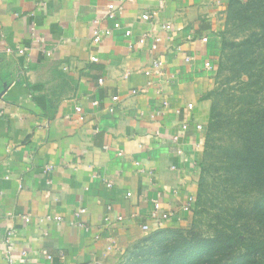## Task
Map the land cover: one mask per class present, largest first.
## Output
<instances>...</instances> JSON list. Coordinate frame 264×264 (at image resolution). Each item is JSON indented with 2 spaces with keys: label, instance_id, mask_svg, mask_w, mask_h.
Instances as JSON below:
<instances>
[{
  "label": "crops",
  "instance_id": "1",
  "mask_svg": "<svg viewBox=\"0 0 264 264\" xmlns=\"http://www.w3.org/2000/svg\"><path fill=\"white\" fill-rule=\"evenodd\" d=\"M228 7L0 0V264L8 246L14 264H118L159 229L155 203L173 215L162 229H188ZM154 12L157 20H142ZM96 26L112 31L99 45ZM155 59L163 78L144 74Z\"/></svg>",
  "mask_w": 264,
  "mask_h": 264
},
{
  "label": "trees",
  "instance_id": "2",
  "mask_svg": "<svg viewBox=\"0 0 264 264\" xmlns=\"http://www.w3.org/2000/svg\"><path fill=\"white\" fill-rule=\"evenodd\" d=\"M220 38L217 79L230 72L226 83L239 86L226 90L228 118L224 90L205 97L213 102L193 226L150 233L118 264H264V0H229ZM212 214L210 234L197 232L195 220Z\"/></svg>",
  "mask_w": 264,
  "mask_h": 264
},
{
  "label": "built area",
  "instance_id": "3",
  "mask_svg": "<svg viewBox=\"0 0 264 264\" xmlns=\"http://www.w3.org/2000/svg\"><path fill=\"white\" fill-rule=\"evenodd\" d=\"M157 1V4L159 6V8H162L164 7L165 5V0H156ZM115 5L111 4L107 7V15L108 17L110 18H114L115 17ZM142 20L144 21H154V20H157V12H154L152 14L150 13H144L142 15ZM119 25L116 24V28H118ZM165 29L169 30L171 29V27L169 25H165ZM112 34V31L111 30H103L101 29V27L99 26H96L93 30V34H92V43L94 45H99L103 42L104 38L107 37V36H110ZM126 35L129 36L131 35V32L130 31H127L126 32ZM204 42L207 41V39H204L203 40ZM146 42V37H144L143 39H141L139 41L140 44H145ZM159 43H160V39L158 38H155L153 40V44H152V47H151V50L152 51H156L158 50L159 48ZM20 53H24V50H20ZM99 61V59L97 57H92V62L94 63H97ZM206 66L209 68L210 67V64L207 63ZM144 74L145 76L147 77H159V78H163L166 76V73L164 71V63L162 60L160 59H155L153 60L150 65L145 69L144 71ZM151 84V83H150ZM133 94H138V91H133ZM114 101H117L118 100V97H114L113 98ZM95 105H98V103H94ZM167 104L165 103V106ZM189 108H192V105H189ZM110 112H114V108H111L110 109ZM77 113L79 114V120L83 121L85 119L84 115H83V109L80 107V108H77ZM189 125H184L183 126V129L186 130L188 128ZM198 130H201L202 127L201 126H196ZM195 205H196V199L195 198H190L189 199V203L187 205V209L190 210V209H195ZM161 209V206L159 203H155L154 207H153V211L151 212V219L153 221L156 222V224H158L159 229H162V225L165 221H168L169 219H171L173 217V215L171 213H162L160 211ZM80 214H85L86 213V210H81L79 212ZM56 221V222H60L61 221V218L60 217H55V218H46L45 220H42L44 222H47V221ZM107 221H109V218L106 219ZM119 221H122L123 218H119L118 219ZM149 226L148 225H144L143 226V230L144 231H149ZM7 244H9V242H7ZM12 248L8 246V249H7V252L9 254V257L7 258V264H14L16 261L13 259V254H12ZM47 258L49 260L53 259L51 256H47Z\"/></svg>",
  "mask_w": 264,
  "mask_h": 264
},
{
  "label": "rangeland",
  "instance_id": "4",
  "mask_svg": "<svg viewBox=\"0 0 264 264\" xmlns=\"http://www.w3.org/2000/svg\"><path fill=\"white\" fill-rule=\"evenodd\" d=\"M232 35V34H230ZM228 76H231L230 72H225L221 77H219V79H217V76L215 78V88L216 89L217 87L221 90V92L224 90L225 91V95L222 97H218L217 100L220 102L221 104V107L223 109V117L224 118H228L230 117L229 115L231 114V106L235 104V101H232V97H230L229 95H227V92L226 90L230 89V92L231 91H236L238 89L237 86H239L238 83L236 82H232L229 86L228 84L226 83V80L228 78ZM234 88V89H233ZM227 92V93H226ZM232 93V92H231ZM224 94V93H223ZM213 102V99L211 100ZM221 207V206H220ZM213 215L212 214L211 216H205V217H198L197 220H195L197 222V228H196V231L197 232H201L203 233L204 235H208L210 234V231L212 230V225L214 223V220H213ZM194 221V220H193ZM193 221L192 223L187 227L188 229L191 228L193 225ZM119 263V262H118Z\"/></svg>",
  "mask_w": 264,
  "mask_h": 264
}]
</instances>
